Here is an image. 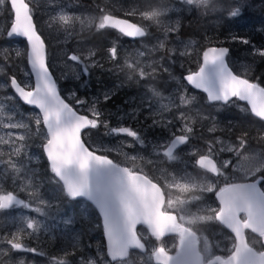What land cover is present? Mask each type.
I'll return each mask as SVG.
<instances>
[{
	"label": "snow or ice",
	"instance_id": "6c2138e0",
	"mask_svg": "<svg viewBox=\"0 0 264 264\" xmlns=\"http://www.w3.org/2000/svg\"><path fill=\"white\" fill-rule=\"evenodd\" d=\"M31 2V0H30ZM30 2L26 0H0V14L6 10L11 18L8 29L0 31V39H7L13 43L20 39L26 41L27 59L31 71L25 72L26 79L18 81L15 75L8 77L6 84L0 85V90H7L9 87L14 91V97H3V101L18 97L25 105L34 107L38 112L30 115L24 122L17 120L14 112L0 116V128L8 129L4 136H0V144L14 146L9 153V159L5 161L13 173L28 172L30 175L18 186L19 191H25L29 197L37 198L38 204L33 208L31 202L20 199L17 191H6L0 187V210H9L14 206H22L24 209L33 210L40 216H48L46 211L52 204L38 197V183L34 181L36 169H29L27 163L17 164L12 157H28L26 151L27 139H31L33 133L31 124L36 126L34 135L41 139L39 147L46 157L52 176L49 182L57 185V191L61 197L71 204L77 200L83 201L81 211L88 203L94 205L102 217L103 233L107 238L106 251L98 250L95 257H80L79 264H133V250L146 254L148 260L154 259L156 264H264V251H257L254 247L259 243L264 248V189L260 187L264 184V151L247 153L249 143L248 133H243L237 137V143L227 144L226 141L218 137L212 141H206L207 153L200 154L196 163L201 169L208 173L215 174L217 180L212 182H197L191 177L176 178L166 185L167 188L176 189L181 194L192 193L193 191L203 193H214L218 205H206L198 207L195 212L191 211L189 205L194 201L203 200V195H192L190 199H175L168 194L166 199L165 191L157 182H153L147 174H142V169L122 166L114 162L106 154H97L98 150L91 148L84 140L90 130L101 126L108 128L106 121L101 119L102 113L95 106L98 101H94L90 106L91 117L88 114H80L70 104L65 103L57 91V83L50 72L49 64L46 62L45 41L37 30L33 20V9ZM179 7L174 9H164L168 11L191 13L192 6L199 8L201 5L207 6L209 0H176ZM185 5L188 7L185 8ZM249 0H233V3L222 9L226 12V19L235 20L244 14L245 8L249 7ZM137 14L136 8L126 11V15ZM162 11L157 9L144 13L146 19L154 23H159ZM59 23L70 29L79 21L81 26L88 24L97 30L114 29L122 36L130 38H144L151 33L146 31L145 26L130 22L128 19L117 18L111 14H102L99 17H91L85 20L83 17L75 15L61 14L58 17ZM181 19L169 21L164 35L156 36V43L152 46L153 51L166 48L167 56L163 57V71L168 72L172 80H176L180 85L173 93L167 97L168 103L161 104L159 110H153L156 118L153 119V126H161L169 132V139L156 145V149L162 151V155L168 161L179 159L178 150L188 144L192 138L193 125L204 121H209L211 127L207 128L210 133L218 130V122L215 118L211 120L200 109L196 108L198 97L190 94L187 88L180 84L179 79L170 71L171 64L176 56L180 58L189 57V48L193 41H181L182 50L172 46V34L179 38ZM10 29V30H9ZM257 31L264 33V26ZM208 45L200 51H195L198 70H190L183 80L193 89L206 93V100L217 110L237 106L239 101H246L250 106L251 114L264 121V87L258 82H253L241 74L234 73L226 57L230 49L224 46H214V40L206 37ZM228 40L239 42L251 47V55L264 59V48L257 46L250 38L240 37L236 33H229ZM227 42V41H225ZM108 60L115 63L120 58L119 46L114 42L108 49ZM24 53L20 49H15V56L21 57ZM144 50H137L134 53H126L125 56H135V62L145 57ZM96 53L90 51L87 56L72 54L68 59L74 62V72L76 78L80 75H88L93 67H103L95 60ZM0 58L5 64L11 59L8 49H0ZM129 61L128 67H132ZM182 66V65H181ZM0 75H7L6 67L0 66ZM35 76L34 83L30 79ZM153 95L159 97L157 104L164 98L153 90ZM111 98L110 93L104 94L107 102ZM76 103L85 104L84 100L77 99ZM148 107L151 109L152 105ZM194 112V114H192ZM179 123L178 132L173 131V127ZM42 126V127H41ZM26 130L24 134H16L11 130ZM223 130V129H221ZM231 132L232 127L227 129ZM110 134L124 135L132 138L128 142L129 147L144 145L141 135L128 126L111 127ZM259 139L264 141V135ZM19 142V146L17 145ZM219 145V148L215 147ZM106 149L105 151H110ZM243 150V151H242ZM235 153L238 158L245 163L236 166V171L241 173L243 182H236L240 177H229L226 170L232 166L231 160L217 161L220 152ZM4 153L0 152V156ZM30 159V158H29ZM142 159L137 155L129 157L132 164L136 160ZM159 160V156L157 157ZM96 166V183L91 184L86 173ZM160 160V163H163ZM149 163H156L149 161ZM73 168H76L82 175L74 178ZM123 174L126 179L121 178ZM223 178V186H219L218 179ZM18 177H13V184L16 185ZM128 181L136 185L133 191ZM87 215V213H84ZM66 223L74 222V214L68 218ZM209 222L218 223L231 232V236L225 239L231 243L230 248H225L227 256L214 255L213 244L209 238L203 235L201 225ZM26 229L18 228L14 233L0 238V255H4L11 264H25L24 258L12 259V252H26L45 255L43 251L29 246L26 239L34 236L41 228L47 226L36 218L26 220ZM142 226L144 232L138 230ZM26 230H31L26 231ZM256 234L257 238L249 240L247 233ZM166 237L174 238L175 242L169 247ZM149 238L155 240L150 244ZM72 251H64L61 257H50L51 264H71L69 256L76 254L79 250L78 237ZM216 247H219L217 244ZM173 249L175 253L172 254ZM141 264H144L143 257Z\"/></svg>",
	"mask_w": 264,
	"mask_h": 264
},
{
	"label": "rangeland",
	"instance_id": "374dc122",
	"mask_svg": "<svg viewBox=\"0 0 264 264\" xmlns=\"http://www.w3.org/2000/svg\"><path fill=\"white\" fill-rule=\"evenodd\" d=\"M256 3H255V2ZM27 2H30V0H27ZM81 2H84V4H78V3H71L69 1L64 0H31L30 5H32V8L35 12V19L37 22V27L39 26V29L41 30L43 37L47 41V45L49 48V67L54 72L57 81L60 84H63L61 92L69 101L74 103L76 106H82L83 109L86 108V105H81L76 103V100L72 96L69 85H64V83L71 81L75 75L74 72V62L70 61L68 57L72 54H79L82 56H87L90 51H94L96 53L95 60H100L101 62H106V59H108L107 55H99L103 53V51L107 48V44L99 40H95L92 43H86L82 45H77L76 41L74 39L77 36H80L87 32L90 25L85 24L84 26H81L79 21H77L74 25V27L70 29H65L59 21L58 17L61 14H67V15H75L83 17L85 20L91 17H97V8L101 7V9H110L113 11H123L126 13L127 10L131 8L137 9V14L134 15V17L139 21L143 22V26H145L147 29L151 30V36L154 34L153 37H151L148 41L142 43V44H149L150 46L145 49H138V48H129L124 49V53H120V58L118 60V63H121L123 67L124 73H122V77L118 78V84L119 86H114L113 84L108 82L109 75L107 74H101L103 72V69L101 68L99 73L95 75L93 79H96V82L99 80H102V86H105L104 90L108 91L111 94V98L114 94V87L117 88V91L123 92L124 90H128L126 95L120 97L117 99V105L112 109L115 110L118 114H122L123 116L126 114V112L131 111V106H140L145 107V110L142 111L139 116L131 117V119H137L138 124L141 125V137L144 140V145H136L134 147H129L128 142L132 140V138L120 136L117 134H114V137H102L98 132L92 131L88 133V135L84 136V140L94 149H97L98 151L104 150L106 154L113 155L117 158L123 159V162H126L131 165L132 168L136 169H142V171L151 174L154 178H156L160 183L163 184L165 188L167 184H169L173 178H176L178 181L183 182L180 180L181 177H185V154L190 156L197 155L196 149L189 150L188 153H184L183 151L178 152L179 159L175 161H166V158L163 157L162 151L159 149H156V145L161 144L169 139V132L166 128L161 127L159 125L153 126V119L156 118L154 115L153 110H159L160 106L149 108L148 103L149 101H155L159 99V97H155L153 95V90L155 92L160 93L164 96L163 99L160 100V104H167L168 99L167 97L169 94L173 93L180 85L177 83L176 80H170L169 79H152V80H139L134 79L133 71H136L135 66H139L138 63L141 65H144L145 67L149 68L150 65H152L155 62H151L149 56L145 54V57L139 62L136 61V57L130 56L131 58L123 60V55L126 53H134L137 50H145L147 52H151L152 46L156 43L155 37L156 36H162L165 34L167 25L169 21H175L177 18L181 19V26H185L182 24L183 16L185 15L184 12H174V11H168L167 13H163L164 9H174L175 7H179V5L176 3V0H81ZM254 2V3H253ZM249 4L252 5L253 9H247L245 16L238 22H236L233 26L231 31L226 30L224 32L225 37L228 38L229 33L234 32H243V33H249L254 36L253 31L257 30L261 26H264V3H261L260 0H249ZM257 4V5H256ZM211 8H222L224 6L229 7L230 5H225L223 0H213L209 5ZM161 10L162 14L159 17V23H154L151 20H148L145 18L144 13L151 12L153 10ZM6 12L3 11L2 14H5ZM185 18V16H184ZM210 20H207L205 22H202L199 27H197V23H195V27L198 29L196 32L199 33H206L204 28H208V23ZM184 23V22H183ZM211 24V23H210ZM209 24V26H210ZM247 27V28H246ZM181 28V27H180ZM1 31V28H0ZM195 32V33H196ZM193 33V34H195ZM174 34L170 37L171 43L167 45V48H170L172 46H175L178 49L183 48V45L181 44V41H178L173 37ZM89 36L91 38H95L94 35L89 33ZM93 36V37H92ZM1 44V41H0ZM88 48V49H87ZM15 49H19L18 47ZM96 49V50H95ZM194 51V52H193ZM195 51H198V46L192 44V47L189 48V57L180 58L177 54L175 61L171 64L173 67L176 65V67H181L184 71L189 70L190 68H193L192 66H195V63L197 62L195 58ZM153 52H160L159 55L164 57V54L167 56V50L166 48L159 49L157 51ZM151 53H149L150 55ZM14 58H16L15 54L13 55ZM248 59V58H247ZM16 59H13L15 61ZM181 60V61H180ZM257 60H260L257 58ZM129 61H132V67H128ZM149 61V63H147ZM248 62L244 61H237V64L240 69H243L246 65L253 64L250 63V60L248 59ZM163 62V60H162ZM259 61L256 62V65ZM182 65V66H181ZM117 66H112L109 68L110 73H113V68ZM257 67V66H255ZM16 75L22 76L21 81H24L26 79L24 73L26 72L24 69L23 71L20 70L18 66L15 68ZM172 72V71H171ZM174 76L176 75L175 70L173 69ZM73 76V77H72ZM164 76V75H163ZM72 77V78H71ZM29 79V78H27ZM180 81V78H178ZM138 81V82H137ZM0 85H3L0 79ZM186 87V86H185ZM187 88V87H186ZM96 90V88H94ZM187 91L190 94H194L198 97V95L195 92L189 91L187 88ZM91 94H93L91 96ZM90 94V97H88L89 100L94 99V95H97L95 91H92ZM13 97L8 92L4 95V91L0 90V116L6 115L8 113L14 112L16 114V119L21 120L23 119L24 122H28L27 118L34 114L33 111L23 112L19 114L18 111V105L14 103L15 99H9L7 101H3V97ZM91 98V99H90ZM110 98V99H111ZM98 103H105L104 100V94L101 95V97L96 98ZM165 99V101H163ZM109 100V99H108ZM107 100V101H108ZM95 101V100H94ZM111 102V101H110ZM112 104V102L107 106L109 107ZM127 105L124 111H122L121 107L124 105ZM118 108V109H117ZM196 108L203 111L211 120L212 118H215V120L218 122V130L215 133H210L207 131L208 127H211V123L209 121H204V126H201V123H196L193 125L200 126L198 129H200V134L198 137V133L193 137V140L201 145H204V140L206 134L208 133L209 136H207L206 141H212L214 138H219L220 140L226 141L227 144H231V141L226 138H221L220 134L226 135V132L229 134L233 131L234 127H238L236 121L234 120L231 122L230 120L224 119L228 114V111L225 112V117L223 118L220 115H217V112L215 111L214 107H207L205 106L202 101H200L198 97V104L196 105ZM111 111V110H110ZM108 111V112H110ZM121 111V112H120ZM112 113V112H111ZM114 114V113H112ZM117 114V115H118ZM194 114V112L192 113ZM130 117L128 114H126L125 118ZM242 124H245L247 127L251 126L250 123L247 121H242ZM222 122L228 126L232 127L231 132L228 130H225L222 125ZM32 130V137L31 139H27V144L29 145L26 149L28 153V157H15L13 156L12 159L17 163L20 164L21 162L27 163L30 162L33 166H37V161H41V156L39 152V145L41 144V139L34 135L36 132V126L34 123L31 125ZM159 129L156 131V129ZM180 125L177 123L173 127V131H179ZM227 128V129H228ZM243 128V127H240ZM223 129V130H221ZM247 130L246 128H243ZM10 130L8 129H2L0 128V136H4L5 139H8V137L5 135L6 132ZM16 134H24L26 130L19 129V130H11ZM252 133L250 132L248 134V138L252 140ZM36 139L33 143H31L32 140ZM258 136L255 137V141L258 142ZM206 144V142H205ZM19 146V142H17V145ZM14 146L6 145V144H0V152H3L4 155L0 156V184L3 182L9 183L11 181L10 178L18 177L16 181V185L13 184L14 188L12 191H17V193L22 192L18 190V186L21 184V182L24 180V177L27 175H30L28 172H22V173H13L12 170L7 166L5 161L9 159V153L13 150ZM215 147L219 148V145H215ZM251 148V146H250ZM248 149L247 153H250L251 149ZM106 149H111L110 151H105ZM226 152V151H225ZM137 155L139 157H142V159L136 160L135 164H132L129 160V157ZM159 156V160L157 157ZM30 158V159H29ZM160 160H163V163H160ZM149 161H155L156 163H149ZM28 168H30V165L27 163ZM35 169V168H30ZM23 174V177H19V175ZM6 177V179H4ZM45 178L42 175V179ZM34 181L41 182L40 178L38 177V171L36 172V176L34 177ZM168 191L172 195L176 196H184V194H181L176 189H170L167 188ZM23 194L27 197L29 195L27 192L23 191ZM38 197L42 198L43 200L51 203V204H57L58 199L61 200V194L59 192H52L50 191H44V189H40L38 186ZM34 203L38 204V199L29 197ZM64 209L67 211V205L66 203H63ZM28 218V214L23 212V223L20 221L22 219L21 213L18 211L12 212V214L8 216H1L0 217V232L2 234L7 233L6 236L10 235L11 233H14L18 228H25L26 229V220ZM71 218L69 211L68 213H64L62 218H58L57 220H42L41 217H36L37 220L42 221L47 227L41 228V230L36 233L34 238H38L37 242L34 243V240L32 237L28 238L29 240V246L37 248L38 251H43L45 255H39V254H33V253H26L23 252V258L25 259V264H51L50 257H61L64 254V251H72L73 245L76 243V239L78 237V244H79V250L76 251V254L74 258L73 256H69L68 259L71 261V264H75L77 262V259H80L81 256H84L85 258L92 256L95 257L98 250H101V247L98 244V229L97 225H94L93 223L85 222L82 218H74V222L69 224L65 221ZM31 231V230H26ZM144 232V231H142ZM12 256L13 260H17L19 258V254L16 251H13ZM5 259L6 262H10L8 259L5 258L4 255H0ZM16 257V258H15ZM11 264V263H8ZM79 264V263H78Z\"/></svg>",
	"mask_w": 264,
	"mask_h": 264
},
{
	"label": "trees",
	"instance_id": "16d2710c",
	"mask_svg": "<svg viewBox=\"0 0 264 264\" xmlns=\"http://www.w3.org/2000/svg\"><path fill=\"white\" fill-rule=\"evenodd\" d=\"M6 13L5 14H3V16H2V19L3 20H5V21H8V18H10V16H9V13H8V11L6 10V6H5V10H4ZM191 14V13H190ZM189 17H190V15H189ZM11 19V18H10ZM6 24V23H5ZM195 25V24H194ZM192 26V27H190L189 29L191 30L189 33H191V34H193V33H195L198 29L195 27V26ZM197 27H199V24H197L196 25ZM2 27V29L4 30V29H7V27H6V25H2L1 26ZM233 33H236V34H238L240 37H248V38H250L257 46H259V47H262V45H264V43H256L257 41H259V39H258V37H255V36H253V35H251V34H249V33H243V32H240V31H238V32H234L233 31ZM95 36V38H91L90 36H89V34H85V35H81V36H79V37H76L75 38V41L77 42V43H79V44H81V43H87V42H90L91 41V39L93 40L94 39V41L95 40H99L100 41V43H101V41H103V36L102 35H94ZM93 37V36H92ZM213 38V40H214V43H217V44H220V43H223V44H226V43H228V44H235L234 46H236V45H242V43H239V42H235V43H233V42H231L230 40H228V38H226L225 37V35L223 34V33H220V38L219 37H212ZM225 41H227V42H225ZM258 44H262V45H258ZM20 45H23V43L22 42H20ZM13 43L11 42V41H9V40H7V39H2V45L0 46V49H2V48H7L8 49V52H9V55H10V53H14L13 52ZM24 54L21 56L22 57V62H23V60H24V62H25V58H26V48L24 47V45H23V51H22ZM10 57H11V59H9L8 61H7V63L5 64V61H4V59H2V58H0V61L4 64V66L6 67V71H7V73L11 70V68H12V66H13V58H12V56L10 55ZM259 58V57H258ZM260 59V58H259ZM257 61H259L258 62V64L256 65L257 67H256V70H257V72L261 75V77L264 79V59H260V60H257ZM114 102V101H113ZM114 113V114H118L115 110L113 111V110H111L110 112H108V113ZM123 116L122 114H118L117 116Z\"/></svg>",
	"mask_w": 264,
	"mask_h": 264
},
{
	"label": "flooded vegetation",
	"instance_id": "af4514ba",
	"mask_svg": "<svg viewBox=\"0 0 264 264\" xmlns=\"http://www.w3.org/2000/svg\"><path fill=\"white\" fill-rule=\"evenodd\" d=\"M192 170H197L196 168H192ZM200 173L205 174L203 171L198 170ZM233 173L235 175H241V173H239L238 171H236V169H233V171L228 168L226 170V173ZM207 175V174H206ZM230 178L232 177L231 174ZM208 176V175H207ZM209 177V176H208ZM213 179V178H211ZM217 180V179H214ZM242 179H240L241 181ZM243 182V180L241 181ZM218 184L219 186H223V184L221 183L220 180H218ZM260 187L262 189H264V184H261ZM215 206L218 205V201L215 200V202L213 203ZM214 206V207H215ZM205 236H207L209 238V240L211 241V243L213 244V253L214 255H221V256H227L229 253L224 251L225 248H230L231 247V243L229 240L225 239L228 236H231V232L228 231L227 229H225L223 226L219 225L218 223H212V224H208L205 225ZM249 240H252L253 238H257L256 234L253 233H247ZM219 245V247H216V245ZM254 247L256 248L257 251H264V248L260 247V244L257 243L254 245ZM172 254H174V251L172 252Z\"/></svg>",
	"mask_w": 264,
	"mask_h": 264
},
{
	"label": "water",
	"instance_id": "95a60500",
	"mask_svg": "<svg viewBox=\"0 0 264 264\" xmlns=\"http://www.w3.org/2000/svg\"><path fill=\"white\" fill-rule=\"evenodd\" d=\"M29 68H30V65H29ZM30 71H31V68H30ZM33 77H34V81H35V76L33 75ZM94 165H95V163L93 162L92 167L86 173L89 181L91 182V184L93 186H95V183H96V172L93 170ZM72 175L74 178H80L82 174L80 172H78L76 168H73ZM128 185L133 191L136 190V185L132 184L131 181H128ZM105 239H106V245H107V238L105 237Z\"/></svg>",
	"mask_w": 264,
	"mask_h": 264
},
{
	"label": "bare ground",
	"instance_id": "6f19581e",
	"mask_svg": "<svg viewBox=\"0 0 264 264\" xmlns=\"http://www.w3.org/2000/svg\"><path fill=\"white\" fill-rule=\"evenodd\" d=\"M254 2H255V1H254ZM254 2H253V3H254ZM255 3H256V2H255ZM256 5H257V4H256ZM246 28H247V27H246ZM153 35H154V34H153ZM93 38H94V37H93ZM106 47H107V46H106ZM87 49H88V48H87ZM95 50H96V49H95ZM193 52H194V51H193ZM180 61H181V60H180ZM117 109H118V108H117ZM120 112H121V111H120ZM119 116H120V115H119Z\"/></svg>",
	"mask_w": 264,
	"mask_h": 264
}]
</instances>
